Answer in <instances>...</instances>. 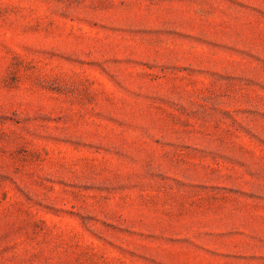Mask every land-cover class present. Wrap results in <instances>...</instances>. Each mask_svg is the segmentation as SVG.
<instances>
[{"label":"rangeland","instance_id":"1","mask_svg":"<svg viewBox=\"0 0 264 264\" xmlns=\"http://www.w3.org/2000/svg\"><path fill=\"white\" fill-rule=\"evenodd\" d=\"M0 264H264V0H0Z\"/></svg>","mask_w":264,"mask_h":264}]
</instances>
